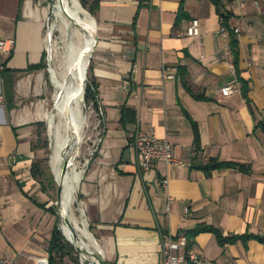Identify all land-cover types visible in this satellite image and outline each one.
<instances>
[{
  "label": "crops",
  "instance_id": "1",
  "mask_svg": "<svg viewBox=\"0 0 264 264\" xmlns=\"http://www.w3.org/2000/svg\"><path fill=\"white\" fill-rule=\"evenodd\" d=\"M221 1L230 28L240 30L238 69L247 96L211 0H100L96 13H88L96 38L89 66L102 124L94 127L90 157L75 182L85 218L73 221L79 228L86 222L91 244L109 264H161L162 235L199 224L224 235L264 236V0ZM52 2L0 0V39L14 41L9 55L0 53V252L15 264H46L57 221L48 194L31 175L41 152L37 124H49L45 46ZM193 20L199 34L190 36ZM226 84L237 90L222 95ZM124 107L136 118L129 114L122 122ZM137 130L167 138L186 165L158 162L141 172L132 145ZM210 158L247 170L206 173L200 166ZM191 250L214 264H264V244L256 239L221 247L213 233L201 232Z\"/></svg>",
  "mask_w": 264,
  "mask_h": 264
},
{
  "label": "rangeland",
  "instance_id": "2",
  "mask_svg": "<svg viewBox=\"0 0 264 264\" xmlns=\"http://www.w3.org/2000/svg\"><path fill=\"white\" fill-rule=\"evenodd\" d=\"M79 1V0H78ZM80 3V1H79ZM81 5V4H80ZM82 7V5H81ZM83 8V7H82ZM87 13H89L85 8H83ZM72 11L70 8H67L65 11H63V14L61 17H57L53 15L52 19V29L53 32V38H52V45H51V60L49 63V67L53 69V73L56 76V78L61 79L62 75L65 73V70L67 69V64L69 62L70 58V52L74 48L77 50L78 53H80L84 46V38L82 35V29H86V27H90L89 22L85 19L84 14L81 15V19L78 22H75L71 24L68 29H65V23L69 21L70 16L72 15ZM80 22V23H79ZM89 68V65H88ZM88 73V70H87ZM48 76L49 80L51 81V92L52 96L50 97L49 102V114L54 113L55 111V93H56V86L54 85L53 79H52V73L51 70L48 69ZM85 94V93H84ZM83 94V97H84ZM82 97V98H83ZM82 109L84 113V117L82 118V122L80 125V128L78 132H76V138L78 142V149H77V155H74V153L69 154V157L73 158V162L70 163L69 167H63L59 170H55L52 166L51 161V155L53 153V147H52V136L54 131H56L55 126H51L48 124V127L44 129V136L46 132V140H47V147L41 148L40 152V159H46V165L49 167V171L51 175L53 176L55 185L48 187V197L50 200V204L53 205L57 212L61 215L60 223L65 222L69 223L71 226L76 225L74 224L73 220H77L81 222L80 219L85 218L83 211L81 210L79 206L78 201V188L76 190V185L74 189L72 190V199L73 203L71 206V209H68V213L62 216L63 210H62V204H63V198L62 195L65 193L67 185L74 186V183L78 180L81 175V172L83 171V168L85 167L86 161L90 157V146L92 144V140L94 139V136L96 135L95 126L97 125V117L95 115V112L93 111V108L91 106H88L85 101L82 99ZM55 125L58 127V125L61 127L60 131L62 134L66 132V128L64 127V118L62 116H55ZM52 130V131H51ZM71 131H74V128H71ZM74 134V133H73ZM95 134V135H94ZM44 137V138H45ZM44 138H40V140L37 139L36 143L37 146L40 147L43 144ZM69 159V158H68ZM63 176V179H62ZM57 179L61 181L62 184V193L59 200V194H58V182L55 180ZM46 180V179H45ZM63 180V182H62ZM46 184H48L45 181ZM62 212V213H61ZM73 227V226H72ZM89 230L90 227L88 226ZM74 233L77 235L74 227H73ZM90 232L93 234V232L90 230ZM77 251V250H76ZM77 255L79 258V264H83L82 257L80 253L77 251ZM67 264H73L70 263L67 260ZM84 264H89L87 261L84 262ZM94 264V263H93Z\"/></svg>",
  "mask_w": 264,
  "mask_h": 264
},
{
  "label": "bare ground",
  "instance_id": "3",
  "mask_svg": "<svg viewBox=\"0 0 264 264\" xmlns=\"http://www.w3.org/2000/svg\"><path fill=\"white\" fill-rule=\"evenodd\" d=\"M67 8H70L73 14L70 16L69 21L65 23L66 30L71 26V24L80 21L82 14H84L85 19L90 22L92 26H94L93 19L81 7L78 0H56L54 7L55 16L58 18L61 17L63 11ZM82 35L85 41L83 49L80 53H78L74 48L71 50L67 69L61 79L56 78L52 67L50 69L52 79L57 90L55 93V111L54 113H50L48 115L49 125H54L56 128V131H54L52 136L53 153L51 155L52 166L55 170H59L67 166L69 167V165H71L70 163L73 162V158L69 157V154L74 153V155H77L78 142L75 134H77L76 132H78L80 128L82 118L85 116L82 109L84 76L89 50L93 45L91 41V34L87 32L85 28L82 29ZM56 115L64 118V127L66 128V132L64 134L60 131L61 127L59 125L58 127L55 125ZM71 128H74V131H71ZM75 185L76 183H74V186L67 185L65 193L62 195V198L64 199L62 204L64 215L67 214L68 209L71 208L73 201L72 190ZM72 226L77 233L76 236L71 228L68 227L67 223H60L61 230L65 237L88 251L97 252V248H94L90 242V240H92V236L87 230L86 222H84L83 226L80 228L74 225ZM85 256L91 258L88 254H85Z\"/></svg>",
  "mask_w": 264,
  "mask_h": 264
},
{
  "label": "trees",
  "instance_id": "4",
  "mask_svg": "<svg viewBox=\"0 0 264 264\" xmlns=\"http://www.w3.org/2000/svg\"><path fill=\"white\" fill-rule=\"evenodd\" d=\"M79 1L82 7L85 8L91 15H94L99 8L100 0H79ZM211 2L215 5L216 11L219 14V16L223 18L224 25L230 28V25L228 23L229 18H230V13L225 10L224 5L222 4V1L221 0H211ZM229 38H230V50L235 56V62H234L235 71L237 73L239 82L242 84L243 94L247 96L248 86L246 84V81L241 78L240 72L238 69V54H239L238 53V41L236 38V34L232 30H230ZM178 71L183 80V84L189 89L188 82L185 78L186 70L182 67H179ZM195 96H197L198 98H202L201 95H195ZM84 101L88 106L91 105L95 110L99 108L100 103H99L98 84L96 83L94 76L90 72V66L88 68V73H87ZM129 114H132V115H129ZM128 115L132 116L133 119L136 118L134 116L135 115L134 111L130 110L129 108L124 107L122 110V122L124 123L126 122ZM37 125H39V127L42 128L40 134H38V140H40V138L42 137L44 138L46 136V135L44 136V129H46V125L43 122L38 123ZM260 126L264 131V123L261 124ZM193 131H194L195 151L198 153L201 151V146H200V141H199V132H198L196 124H193ZM46 147H47V140L45 137L43 144L42 146H40V148L46 149ZM46 159L47 158H44V159L42 158L32 164L31 175L39 181L42 191L45 193H48V187L55 185V182H54L53 176L51 175L49 171V167L46 165ZM200 168L203 169L206 173H210L211 171H214V170H222V169H227V168H238L242 171L247 170V167L244 166V164H240L237 162H231V161H220L217 158H210L206 164H201ZM45 181L48 184H46ZM41 206L44 207V205H41ZM48 210L56 216L57 221L52 230L51 238L48 243L47 264H67V260L70 263L79 264V258L77 255V251L62 233V230L59 225L60 218H59L56 208L53 205H51L48 208ZM201 232L213 233L216 237L217 242L219 243L221 247H224L228 243H235L239 240H248V239H256L259 242L264 244V236H260V235H256V234H252L248 232L241 234V235H236V234L224 235V233L217 227H214L212 225H207V224H199L191 230H186V231H182L179 233V234H184L187 238L186 251L192 248L194 244L195 236Z\"/></svg>",
  "mask_w": 264,
  "mask_h": 264
},
{
  "label": "built area",
  "instance_id": "5",
  "mask_svg": "<svg viewBox=\"0 0 264 264\" xmlns=\"http://www.w3.org/2000/svg\"><path fill=\"white\" fill-rule=\"evenodd\" d=\"M56 0L52 2V13L47 20V32H46V52H47V63L48 69L50 70L49 63L51 60V45L53 32L52 29V19ZM230 30L237 34L240 30L239 28H229L223 23V18L221 17L220 33L223 37H228ZM187 35H197L199 34L198 21L193 20L191 25L186 31ZM14 45L13 40H1L0 39V53L9 55L11 53L12 46ZM166 78H173L171 74H166ZM237 87L234 84H226L220 88V92L224 96H228L234 93ZM91 106V105H90ZM92 107V106H91ZM93 108V107H92ZM100 108V105H99ZM99 108L93 111L96 112L98 122L96 125L97 129H100L102 124L101 116L99 113ZM102 137V132L99 133V139L97 144L100 143ZM96 144V145H97ZM132 145L140 155V163L138 168L141 172L147 173L156 167L158 162H165L170 166L179 167L185 166L186 162L177 158L175 153V146L167 139L157 137L153 130H137L133 136ZM96 147L92 150L94 153ZM168 182L167 178L161 181L162 185H166ZM168 209V207H167ZM187 213L188 210L186 209ZM187 238L184 234L171 235L170 233H165L161 237V264H214L210 259L195 254L191 249L186 251ZM83 264L86 260L82 257ZM41 263V262H40ZM93 264L92 262H88ZM0 264H15V260L12 257H8L0 252ZM47 264V261H46ZM95 264V263H94Z\"/></svg>",
  "mask_w": 264,
  "mask_h": 264
},
{
  "label": "water",
  "instance_id": "6",
  "mask_svg": "<svg viewBox=\"0 0 264 264\" xmlns=\"http://www.w3.org/2000/svg\"><path fill=\"white\" fill-rule=\"evenodd\" d=\"M86 31L89 32L91 34V36L93 37L94 39V43H95V34H94V30H93V26L91 27H86ZM94 45V44H93ZM92 51V48L89 50V55ZM89 56H88V61H87V66H86V72H85V76H84V88H83V93H85V86H86V80H87V70H88V65H89ZM84 100V97L82 98ZM79 148V147H78ZM57 182H58V194H59V200H60V196H61V193H62V184H61V181H59L56 177L55 179ZM62 213V212H61ZM58 215H59V218L61 219V215L59 214L58 212ZM64 214L62 213V216ZM60 225V224H59ZM67 225L68 227L71 228V230L73 231L74 233V230H73V227L67 222ZM61 228V227H60ZM63 233V232H62ZM64 235V234H63ZM65 236V235H64ZM76 236V234H75ZM66 239L74 246L75 250H77L81 257L84 258V260H86L87 262H92V263H95V264H108L107 261L105 260L103 254H100L99 252H95V251H88L82 247H80L79 245L73 243L72 241H70L67 237ZM85 254H88L91 258H88L85 256Z\"/></svg>",
  "mask_w": 264,
  "mask_h": 264
}]
</instances>
